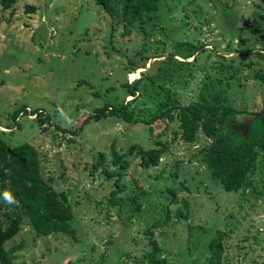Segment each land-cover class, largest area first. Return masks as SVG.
Here are the masks:
<instances>
[{
	"label": "rangeland",
	"instance_id": "374dc122",
	"mask_svg": "<svg viewBox=\"0 0 264 264\" xmlns=\"http://www.w3.org/2000/svg\"><path fill=\"white\" fill-rule=\"evenodd\" d=\"M166 8L175 24L166 54L179 48L178 40L187 39H199L207 49L216 50L210 57L209 51L201 55L194 78L183 76L178 83L176 94L183 102L204 95L209 87L206 76L213 74L210 66L222 60L218 53L237 56L241 47L264 51V0H166ZM261 28L262 34H256ZM120 31L119 27L113 31L110 15L95 0H17L9 9L0 2V123L10 127L5 134L10 144L30 142L38 148L45 177L65 191L73 204L77 234V239L64 233L41 236L24 224L7 245L25 241L16 264H142V254L150 248L145 231L164 220L168 207L173 216L178 208L186 213L184 198L190 203L188 218H173L169 225L153 228L164 248L159 257L168 264H201L210 255L209 239L221 229L229 235L225 264H264L263 155L251 174L253 186L234 192L225 190L201 160L199 151L206 139L180 140L174 133L177 123L160 124L149 135L143 122L110 117L92 120L78 130L97 107L134 98L126 95L123 83L140 78L145 70H128V58L141 48L144 38L136 31L127 36ZM152 40L156 47L163 35L158 33ZM176 58L194 59L181 54ZM253 59L255 66L264 67V61ZM241 60L250 58L237 64ZM134 72L138 76L130 78ZM254 73L244 69L240 82L233 80L229 89L231 100L250 111L264 106V80ZM133 106L144 109L142 115L154 107L151 100ZM18 109L22 112L15 120ZM36 109L49 119L41 121L30 112ZM253 120L252 115H241L240 127L247 130ZM114 140L120 151L134 143L145 147L159 140L169 143L157 166L143 168L138 150L127 157L130 166L123 170L120 195L141 194L137 216L131 215L129 204L126 212L110 206L105 195L112 188L100 173L102 167L92 173L100 151H108ZM106 165L117 169L111 161ZM170 186L177 189V203L171 202Z\"/></svg>",
	"mask_w": 264,
	"mask_h": 264
},
{
	"label": "trees",
	"instance_id": "16d2710c",
	"mask_svg": "<svg viewBox=\"0 0 264 264\" xmlns=\"http://www.w3.org/2000/svg\"><path fill=\"white\" fill-rule=\"evenodd\" d=\"M95 1L110 15L113 31L119 27L122 36L136 31L140 39L144 38L141 48L128 58L129 72L147 67L152 58L156 60L150 67L141 71L140 78L133 82L125 80L123 83L126 95L134 96L131 101H126L124 97L119 103L107 102L102 107H97L93 114L85 118L78 130L92 120L99 121L110 117L121 118L128 123L143 122L149 135L155 134L160 124L169 126L177 123L178 128L174 133L180 140L193 143L202 137L206 139L199 151L201 160L207 165L211 176L218 180L225 190L238 192L252 187L254 180L251 174L257 168L259 157L264 156V106L257 111L240 108L231 100L229 89L233 80L240 82L244 69L253 70L256 77L264 80V67L255 66L256 61L253 59L257 57L264 61V51L241 47L236 49L238 55L233 57L216 52L222 60L210 66V69L205 65L204 69L213 70V74L206 76L209 87L204 89V95H200L196 100L183 102L176 94L178 83L183 82V76L194 78V69L201 67V55L209 51L210 57L216 50L207 49L206 44L199 39H187L178 40L179 48L166 54L167 40L171 39L172 33L175 32V24L173 25V19L166 8V0ZM0 2L4 9H9L17 0ZM29 8L35 10V7ZM262 30H255V33L262 34ZM158 33L163 35V40L157 41V46L154 47L152 38L158 36ZM228 45L231 48V45ZM118 53L123 54L121 50ZM179 54L186 59H194L179 60L176 58ZM246 56L250 60H241L237 64V60ZM139 100H151L154 107L147 108L146 113L142 115L145 110L133 106ZM21 112V109L14 112L15 120ZM30 112L37 113L41 121L49 119L41 109ZM243 114L254 117L247 130L240 127V116ZM9 128L0 123V264H16L17 252L24 248L25 241L10 248L7 245L18 235L24 224H29L41 236L64 233L77 239L74 208L68 195L65 191L57 189L51 179L45 177L41 154L34 144L9 143L5 137ZM78 130L67 129L73 135L77 134ZM159 135H163V132ZM168 148L167 141L159 140L149 147L134 143L128 150L120 151L114 140L108 151H100L93 164L92 173L102 167L100 173L105 175L112 188L105 195L108 204L118 206L122 212H126L125 206L129 204L131 215L137 216L141 210V194L130 198L120 195L123 191V170L130 166L127 157L138 150L140 165L150 168L160 163ZM107 161H111L117 169L111 170L106 165ZM168 189L171 202L177 203V189L173 186ZM6 194L12 197L8 204L5 203ZM183 203L186 213L178 208L173 216V211L168 207L164 220L152 224L145 231L150 248L142 254V264H168L165 257H159L164 248L156 239L153 228L167 226L173 218H188L189 200L184 198ZM128 220L131 221L130 216H127ZM228 236V233L221 229L211 236L208 242L210 255L201 264H225L223 254ZM103 256H106L105 253ZM125 256H129V252H125Z\"/></svg>",
	"mask_w": 264,
	"mask_h": 264
},
{
	"label": "bare ground",
	"instance_id": "6f19581e",
	"mask_svg": "<svg viewBox=\"0 0 264 264\" xmlns=\"http://www.w3.org/2000/svg\"><path fill=\"white\" fill-rule=\"evenodd\" d=\"M138 72H134L130 74V78H135L136 76H138Z\"/></svg>",
	"mask_w": 264,
	"mask_h": 264
},
{
	"label": "clouds",
	"instance_id": "9594fccd",
	"mask_svg": "<svg viewBox=\"0 0 264 264\" xmlns=\"http://www.w3.org/2000/svg\"><path fill=\"white\" fill-rule=\"evenodd\" d=\"M6 199H8V201L11 202L12 197L9 194H6Z\"/></svg>",
	"mask_w": 264,
	"mask_h": 264
},
{
	"label": "water",
	"instance_id": "95a60500",
	"mask_svg": "<svg viewBox=\"0 0 264 264\" xmlns=\"http://www.w3.org/2000/svg\"><path fill=\"white\" fill-rule=\"evenodd\" d=\"M146 68H148V67H146ZM146 68H144V69H146Z\"/></svg>",
	"mask_w": 264,
	"mask_h": 264
}]
</instances>
